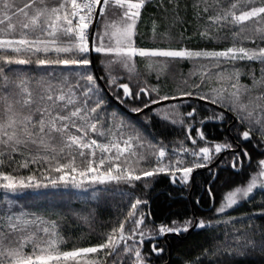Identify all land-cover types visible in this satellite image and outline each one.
I'll use <instances>...</instances> for the list:
<instances>
[{"label":"snow or ice","instance_id":"1","mask_svg":"<svg viewBox=\"0 0 264 264\" xmlns=\"http://www.w3.org/2000/svg\"><path fill=\"white\" fill-rule=\"evenodd\" d=\"M151 3L0 0V189L5 193L0 207V264H161L166 249L158 238L179 237L193 229H212V243L180 264H264V225L256 224L264 220V199L255 211L231 214L264 194V91L260 90L264 89V0H156L161 19L171 16L173 26L184 23L191 12L204 24L199 31L202 39L231 37V46L221 49L139 46V23ZM160 27L153 16L152 39L171 41L170 31ZM181 37L185 38L183 33ZM136 58L147 62V75L155 73L157 80L173 62H191L190 75L199 73L200 82L191 89L162 94L159 86L140 78ZM97 60L104 75L94 71ZM254 63L260 65L258 74L251 67ZM33 67L41 74L35 75ZM120 69L126 70V77ZM243 75L251 84L241 83ZM213 77L217 86L204 87ZM108 92L128 113L143 114L147 122L154 115L179 125L184 139L171 151L162 140L154 143L155 138H148L151 133L145 134L148 123L142 131L121 112L109 111ZM185 98H194L200 107L195 102L185 107ZM163 102L169 103L160 107ZM204 105L209 106L207 112ZM229 114L237 122L232 125L236 139H210L207 124H227ZM243 143L259 149L261 158L254 165ZM224 152L231 154L227 162L231 170H254L218 203L213 188H206L212 201L210 217L158 225L148 221L151 212L141 208L148 201L131 191L136 182L147 187L148 178L166 174L172 184L191 187L194 171L216 167L213 162ZM149 156L155 158L154 164ZM224 184L230 185L231 177ZM89 190L93 200L117 190L128 198L129 207L88 246H68L55 220L9 198L29 194L56 199L89 195ZM195 203L199 205L200 199ZM217 227L223 229L222 239Z\"/></svg>","mask_w":264,"mask_h":264},{"label":"trees","instance_id":"2","mask_svg":"<svg viewBox=\"0 0 264 264\" xmlns=\"http://www.w3.org/2000/svg\"><path fill=\"white\" fill-rule=\"evenodd\" d=\"M190 3L191 0H188ZM156 0H152V3L146 7L143 13L141 22L139 23V35L137 37V43L141 47H180L187 46L189 48H216L221 49L227 46H231V37L227 40L221 41H208L202 39L199 35V31L203 29V22L197 21L193 18L191 12L187 16V20L184 23H176L173 26L171 16L168 20L161 19V12L155 6ZM155 16L160 22V31H164L166 28L170 31L173 39L169 41L161 36H157L155 40L152 39L151 32V18ZM187 29L185 32L184 29ZM181 33L185 38L181 37ZM191 37V39H187ZM137 70L141 73V79H147L149 84L159 86L163 93L175 94L180 89H191L194 83L200 82L199 73L196 75H189L187 84L180 83L177 80H173L170 70L174 73H181L183 76L190 74L193 70V64L188 61L173 62L167 69L165 74L160 76V79H156L155 73L147 75L146 61L141 58H136ZM243 63V62H241ZM96 66L100 75H104L101 70L99 61H96ZM241 66V65H237ZM23 67V66H22ZM251 67L255 68L257 74L259 73V63H254ZM35 75L41 73L33 67L32 69ZM127 74V73H126ZM125 77L127 75H124ZM178 77V76H177ZM187 77H180L185 78ZM172 78V79H171ZM241 83L251 84V79L247 75L241 76ZM123 82H127L125 79ZM135 83V78L133 80ZM217 80L215 77L211 81L206 80L204 87L217 86ZM264 91V89H260ZM122 91V90H121ZM109 96V94H108ZM111 107L109 111L115 110L121 112L124 118L130 120L138 128L143 129V124L148 123L145 134L151 133L148 136L149 139H153V142L162 140L168 149L178 145L180 140L184 139V134L179 125L173 126L163 120L160 117L154 116L151 122L145 121L143 114L128 113L127 107L118 105V103L109 96ZM196 103V106L200 107V102L193 99H184L183 105L186 107L188 104ZM162 104L160 106H165ZM207 105H204V111H208ZM210 114V112L208 113ZM149 115H152L149 113ZM234 118L229 114V120L227 124L221 126L220 122L213 121L207 124L206 131L210 139L223 140L227 136L231 140L236 139V132L232 125L236 124ZM110 139V137H109ZM188 146H191L190 141H185ZM243 147L247 148L253 161L259 157L257 149L254 143H243ZM143 151V150H141ZM99 155V153H98ZM123 159V158H122ZM149 160L152 164L155 163V158L149 156ZM231 160V154L226 152L218 165L214 168L211 167L212 172L209 169L198 170L194 175V183L191 187L184 186L182 184H172L170 178L166 174H160L155 179L148 178V186H144V182H136L135 189L131 191L135 192V195L148 201V204L142 205L143 211L151 212V216L148 217V221L155 225L159 223H168L173 219L182 220L188 217L195 216L197 218H208L212 215L209 212V208L212 206V201L209 199L206 188L211 186L213 193L218 203L223 195L230 190V187H235L241 183L246 182L251 171L254 169L241 170L236 172L227 167V162ZM79 162V157H78ZM143 166V163L141 164ZM33 168L35 166H32ZM23 174H27V170H21ZM217 171V172H216ZM219 176V180L215 179ZM226 177H231V184H224ZM193 187V188H192ZM119 188H123L126 191L129 189L125 185H119ZM192 188V190H191ZM51 191V190H45ZM89 195H65L63 198L53 199L51 197L45 199L43 197L36 198L29 194H19L13 196L9 194V198L18 200L19 205H23L28 211L38 212L45 216L46 219L55 220L60 234L66 239L68 246H88L89 243H94L102 232L108 231L110 227L116 222L117 218H122V214L126 213L129 202L127 197H122L119 191L114 190L111 193L105 194L99 200L90 199ZM70 193H76L77 190L70 189ZM4 190L0 189V207L4 205ZM200 199V204L197 205L195 201ZM261 199H264V194H257L256 200L253 203H246L232 211L233 216H242L246 213L255 211ZM79 214V215H78ZM82 217H88L87 220ZM257 225H264V220H256ZM238 227L240 225H237ZM223 229L216 228L217 235H220L221 239ZM213 234V230L202 231L200 229H193L190 233H184L181 236L170 234L166 239H158L157 243L160 246L165 247L166 252L164 255V261L161 264H180L184 258H191L198 255L203 247H208L212 241L209 237ZM149 250V245L145 244V251Z\"/></svg>","mask_w":264,"mask_h":264},{"label":"rangeland","instance_id":"3","mask_svg":"<svg viewBox=\"0 0 264 264\" xmlns=\"http://www.w3.org/2000/svg\"><path fill=\"white\" fill-rule=\"evenodd\" d=\"M53 2H55V0H53ZM94 56H95V54H94ZM100 64V63H99ZM168 69L170 70V67H168ZM101 70H102V68H101ZM127 72H126V70H124V69H120V73L119 74H121V75H127L126 74ZM169 73H171L172 75H171V77L173 78V80H171L172 82L173 81H175V80H177L178 82H180V83H184V81L185 80H187V82H188V78H189V80H191V78L190 77H187V76H189L190 74H187L186 76H183L181 73H174L173 72V70H170V72ZM178 76V77H177ZM191 76V75H190ZM180 77H187V79H185V78H180ZM171 78V79H172ZM166 106V105H165ZM160 107H164V106H160ZM193 188V187H192ZM192 188H191V190H192ZM160 239L162 238V239H164V236H161V237H159Z\"/></svg>","mask_w":264,"mask_h":264},{"label":"water","instance_id":"4","mask_svg":"<svg viewBox=\"0 0 264 264\" xmlns=\"http://www.w3.org/2000/svg\"><path fill=\"white\" fill-rule=\"evenodd\" d=\"M93 55H94V54H93ZM94 71H95V73H96L97 75H100L99 72H98L97 66H96V68L94 69ZM101 84H102V86H104V87L106 88V85H104V82H103V81H101ZM108 94H109V96L111 97V93L108 92ZM185 99H188V98H185ZM166 103H169V102H163V104H166ZM153 107H157V106H153ZM134 114H135V113H134ZM224 153H225V152H224ZM224 153H222V154L220 155V157L218 158V161L221 160V158L223 157ZM218 161H214L213 163H214V164H218ZM210 167H211V166H210ZM198 170H203V169H197V170H195L194 173H193V176H194V174H195ZM191 231H192V230H191ZM191 231H190V232H191ZM190 232H188V233H190ZM167 236H168V235H167ZM166 238H167V237H166Z\"/></svg>","mask_w":264,"mask_h":264},{"label":"flooded vegetation","instance_id":"5","mask_svg":"<svg viewBox=\"0 0 264 264\" xmlns=\"http://www.w3.org/2000/svg\"><path fill=\"white\" fill-rule=\"evenodd\" d=\"M225 153H226V152H225ZM225 153H224V154H225ZM223 156H224V155H223ZM221 159H222V158H221ZM219 162H220V161H219ZM219 162H218V163H219ZM216 165H218V164H216ZM211 167H212V166H211ZM211 167H210V169L208 170L209 172H212ZM214 168H215V167H214ZM204 170H206V169H204ZM216 172H217V171H216ZM194 175H195V174H194ZM169 235H170V234H168V236H169ZM158 239H160V238H158ZM164 239H166V237H164Z\"/></svg>","mask_w":264,"mask_h":264}]
</instances>
